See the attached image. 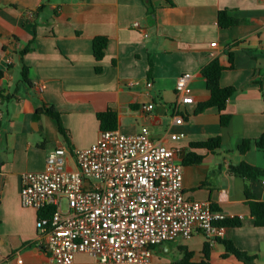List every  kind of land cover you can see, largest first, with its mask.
I'll list each match as a JSON object with an SVG mask.
<instances>
[{"label": "crops", "instance_id": "0c3cea01", "mask_svg": "<svg viewBox=\"0 0 264 264\" xmlns=\"http://www.w3.org/2000/svg\"><path fill=\"white\" fill-rule=\"evenodd\" d=\"M221 11L237 25L221 28ZM97 37L107 38L101 61L93 51ZM214 59L224 67L221 86L236 89L223 112L230 116L226 127L217 108L198 112L210 98L202 72ZM184 74L193 76L194 102L181 105L184 122L177 125L175 87ZM0 94V264H16L18 257L50 263L40 212L21 204V175L43 171L58 147L92 146L101 132L98 115L107 111L117 114L124 135L146 126L175 152L185 198L241 219L222 240L252 257H224L223 244L197 233L155 247L152 264H174L184 250L200 262L207 242L211 264H264V226L255 224L245 193L248 188L264 202V179L248 181L231 171L242 163L264 170V151L254 143L264 133V0H0ZM51 107L64 134L57 120L37 115ZM178 134L185 137L171 138ZM216 138L219 148L194 146ZM244 140L251 146L241 153ZM195 157L200 162L189 163ZM68 165L75 169L70 156ZM73 264H93V258L77 254Z\"/></svg>", "mask_w": 264, "mask_h": 264}, {"label": "built area", "instance_id": "2783aa9c", "mask_svg": "<svg viewBox=\"0 0 264 264\" xmlns=\"http://www.w3.org/2000/svg\"><path fill=\"white\" fill-rule=\"evenodd\" d=\"M133 27L141 25L135 22ZM210 57L216 58V53ZM192 77L184 74L177 80V125L184 122L178 115L181 105L194 102ZM35 83L43 92L40 80ZM69 156L75 169L69 168ZM21 181L22 206L46 214L38 227L49 264H73L77 254L91 256L93 264H152L155 247L197 233L222 240L226 227L220 223L235 218L211 202L185 198L183 166L146 126L135 135L101 131L86 149L58 147L48 153L43 171L25 172ZM16 264L28 263L18 257Z\"/></svg>", "mask_w": 264, "mask_h": 264}, {"label": "trees", "instance_id": "16d2710c", "mask_svg": "<svg viewBox=\"0 0 264 264\" xmlns=\"http://www.w3.org/2000/svg\"><path fill=\"white\" fill-rule=\"evenodd\" d=\"M238 21L229 17L226 11H221L219 14L218 24L221 28L227 29L237 25ZM107 47V38L105 37H97L93 41V51L94 56L97 61H101L105 55V49ZM97 71H100V68H97ZM224 71V67L221 66L220 62L217 59L211 61L204 69L203 76L207 82V89L210 92V98L207 102L201 104L198 108V112H203L209 108H217L221 113V125L227 126L230 122V116L223 114L226 109L227 103L229 99L236 92L235 88H223L220 84L221 75ZM27 69L24 68L23 77L27 81ZM1 95V94H0ZM45 114L48 115L55 120L58 121L61 133H65L61 124L60 114L53 108H41L37 111V115ZM98 120L100 122L101 131H112L118 129V117L117 114L112 111H107L105 113H101L98 115ZM255 145L259 150L264 151V133L255 140ZM221 144V139L216 138L209 140L207 142H202L195 144L196 147L208 148V149H216L219 148ZM251 146V142L248 140H244L242 144L239 146V150L241 153H246ZM201 158L195 157V159H191L189 163L197 164L199 163ZM231 171L248 181L250 180H258L264 179V170L260 168H256L250 166L246 163H242L239 166L233 167ZM246 196L248 199V205L251 210L252 216L255 218V224L259 227L264 226V202L257 201L246 189ZM45 213H40V217L45 216ZM241 219L234 218L228 219L220 223L226 228H237L241 226ZM217 242L223 244L226 248V254L224 257H228V255H234L236 258L240 260H252V257L247 256V254L240 252L233 242L225 241V240H217ZM212 246L210 243H206L203 249V259L200 262H194V254L187 250H184V256L181 260L175 262L174 264H211Z\"/></svg>", "mask_w": 264, "mask_h": 264}, {"label": "rangeland", "instance_id": "374dc122", "mask_svg": "<svg viewBox=\"0 0 264 264\" xmlns=\"http://www.w3.org/2000/svg\"><path fill=\"white\" fill-rule=\"evenodd\" d=\"M63 209H64V210H66V209H67V204H66V202H65V201L63 202Z\"/></svg>", "mask_w": 264, "mask_h": 264}, {"label": "water", "instance_id": "95a60500", "mask_svg": "<svg viewBox=\"0 0 264 264\" xmlns=\"http://www.w3.org/2000/svg\"><path fill=\"white\" fill-rule=\"evenodd\" d=\"M153 17V16H152Z\"/></svg>", "mask_w": 264, "mask_h": 264}]
</instances>
